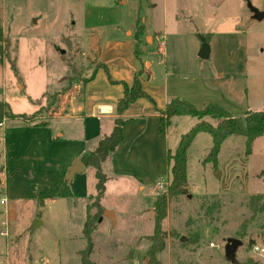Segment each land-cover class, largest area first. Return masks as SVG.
Wrapping results in <instances>:
<instances>
[{
  "label": "rangeland",
  "instance_id": "obj_1",
  "mask_svg": "<svg viewBox=\"0 0 264 264\" xmlns=\"http://www.w3.org/2000/svg\"><path fill=\"white\" fill-rule=\"evenodd\" d=\"M124 1L0 0V101L15 114L32 113L43 104V95L61 89L69 81L73 85L88 77L97 65V58L90 49L86 29L98 20H120L122 29L128 30L148 26L152 32L163 34V46L158 47L155 42L149 49L158 60H165L159 54L163 51L167 61L180 57L203 62L196 57L202 38L198 35L199 28L215 34L213 46L217 51L246 50L249 62L252 56H257L255 62L260 68L263 65L259 58L264 53V21L250 27V21L242 18L240 11L250 14L247 1L264 11V0ZM175 16L191 25L189 30H195L192 35H182L177 43L175 36L162 29V21L167 19L170 26ZM10 65L16 68V74ZM172 120L170 125L178 126L181 134L188 131ZM183 120L216 124L209 117L186 116ZM174 132L172 129L169 133L172 153L178 146L174 149ZM208 140L206 133L200 134L188 154L187 193L171 198L167 204L162 223L164 248L157 258L161 264H264V253L253 252L255 246L264 249V212L252 217L249 206L253 196L260 197L259 206L264 205V195H260L264 194V171L259 172L264 159V135L253 141L249 157L244 153L245 139L231 136L222 144L215 167L204 162L210 149ZM4 173V157L0 152V199ZM167 191L168 184L158 193ZM114 201L110 198V205ZM5 208L0 205V232H7L6 236L0 235V264L74 263L67 240L78 231L48 223L34 228L31 220L35 207L31 201L17 205L12 220L6 224ZM93 212L92 208L90 213ZM152 227V219L144 220L140 231L150 234L131 248L127 245L133 230L127 231L121 225L114 227L106 221L93 235V259L97 264H133L125 259L115 260V252L124 251L131 260L137 256L135 264H148L146 256V262L139 260V256L143 251L146 255L151 244ZM17 232L20 239L16 241L20 242L15 247L10 240ZM229 238L242 242L232 261L224 255ZM211 243L218 248L210 247Z\"/></svg>",
  "mask_w": 264,
  "mask_h": 264
},
{
  "label": "crops",
  "instance_id": "obj_2",
  "mask_svg": "<svg viewBox=\"0 0 264 264\" xmlns=\"http://www.w3.org/2000/svg\"><path fill=\"white\" fill-rule=\"evenodd\" d=\"M240 13L242 18L245 16L244 19L250 21V27L264 21H255L251 14ZM172 21L169 26L168 20L164 19L162 29L175 36L176 43L182 39V35L194 34L195 30H189L191 25L185 24L178 16ZM190 21L194 22L193 19ZM120 23V20H98L86 29L89 31L86 36L90 49L97 58L91 78L71 85L45 111L46 95L54 94L60 88L43 95V104L34 112L25 114L31 115L41 110L35 121L21 118L0 121V152L4 157L5 171L1 196L5 202L0 205L6 206L5 222L10 223L17 205L31 201L35 207L31 220L34 228L48 223L78 231L67 240L73 264H81V252L86 247L82 230L87 205L95 195L93 170L82 165L84 170L71 178V197L46 199L42 205L36 199L44 188L65 177L68 168L80 161L82 156L92 152L102 137L110 134L114 119L118 116L114 106L123 97L125 86L132 87L140 69L141 89L148 98L136 99L119 115L124 120L122 140L101 163L106 182L99 205L103 213H110V217L102 213L101 221L97 222L91 233L92 251L88 260L92 264H97L93 259V235L106 221L114 227L121 225L127 231L133 230L127 247L132 248L150 234L140 231V227L144 220L153 221V206L159 194L156 183L163 181V178L168 181L170 177L167 155L173 151L169 148V133L175 130L174 149L182 135L174 124L160 132L161 118H164L160 113L170 99H183L197 110L209 104H217L236 114L245 110H264V53L259 58L263 63L261 69L255 62L257 56H252L249 62L246 50L244 53L241 49L231 48L217 51L213 46L215 34L197 28L199 34L209 35L206 60L196 56L203 61L198 63L193 58L191 62L172 56L173 59L167 61L166 52L163 51L159 54L164 55L165 60H158L149 49L155 42L159 47L158 37L163 34L154 33L148 26L145 28L142 25L143 33L137 46L139 56L136 57V30L132 27L131 30L122 29ZM184 118L175 117L172 121L189 130L194 123L185 122ZM200 134L194 137L186 151V179L188 154ZM207 143L211 146V137ZM261 171H264V159ZM112 197L115 201L110 205ZM17 234L14 233L10 240L15 247L20 242L16 241L20 239ZM143 252L139 260L146 262ZM115 254L117 262L125 259L135 264L137 261V256L132 260L126 258L124 251H116Z\"/></svg>",
  "mask_w": 264,
  "mask_h": 264
},
{
  "label": "trees",
  "instance_id": "obj_3",
  "mask_svg": "<svg viewBox=\"0 0 264 264\" xmlns=\"http://www.w3.org/2000/svg\"><path fill=\"white\" fill-rule=\"evenodd\" d=\"M143 33V27L138 26L135 34L136 38V57L139 56L137 46L139 43V36ZM199 37L209 39V35L198 34ZM1 39V30H0ZM1 55V54H0ZM13 72L16 74V68L10 65ZM93 72L89 77L81 81H86L91 78ZM141 69L134 77L133 85L131 88H124L123 97L115 104V112L118 115L114 119L112 131L108 136L102 137L95 149L88 155H84L80 159V163L90 168L94 172L96 180L95 195L92 201L86 208V220L83 226L82 235L86 240V247L81 252V264H92L88 260V256L92 251L91 233L96 228L98 219L102 216L103 210L99 205L100 198L105 189L106 177L101 170V163L106 157L112 153L122 140V125L124 120L119 115L126 109V107L138 98H148V96L141 89ZM72 81L62 87L58 92L46 96V106L43 108L45 111L50 105L57 101V96L64 93L71 85ZM43 111V112H44ZM40 113L41 110L39 111ZM31 115L12 113L10 107L0 101V121L3 119L21 118L23 120L35 121L40 113ZM161 118L160 132H163L170 121L175 117H209L216 121L215 125L208 122H200L194 124L186 133L179 137V143L174 153L167 155L168 170L170 180L168 183V191L158 194L153 206V231L151 235V244L146 251L148 264H161L157 255L164 248V232L162 229L163 220L166 217V209L169 200L178 195L186 192V151L198 133H207L211 137V146L207 156L204 159L205 163H211L214 167L217 164V157L222 143L231 136H241L245 139V155L251 154L252 143L255 139L264 135V110L250 111L245 110L241 113H230L217 104H209L201 110L195 109L191 104L180 98H173L168 101L165 109L160 113ZM71 197L70 182L65 177L60 178L53 185L44 188L37 197V202L42 205L43 201L52 198H67ZM260 197L253 196L249 200V206L252 210V217L258 213L264 212V205L259 206ZM94 212L91 214V209Z\"/></svg>",
  "mask_w": 264,
  "mask_h": 264
},
{
  "label": "water",
  "instance_id": "obj_4",
  "mask_svg": "<svg viewBox=\"0 0 264 264\" xmlns=\"http://www.w3.org/2000/svg\"><path fill=\"white\" fill-rule=\"evenodd\" d=\"M246 8L249 11V13L251 14V18L255 21H262L264 19V11H260L258 9H256L255 7H253L251 5V3L249 1H247L246 3ZM201 45H200V49L198 51V58L202 59V60H206L208 58L209 55V45L206 42L205 38H201L200 39ZM84 170V167L82 166V164L80 163V161H77L73 166H71L70 168H68L67 173L65 175V179L67 181L70 182L71 178L77 174V173H81ZM103 215L105 216H109L110 217V213L108 212H104ZM102 219V216L98 219V222H100ZM181 240L183 241L184 238L182 237ZM242 244V242L240 240L234 239V238H229L227 240L226 245L224 246V255L226 258H228L230 261H232L234 259V254L236 251V248L238 246H240Z\"/></svg>",
  "mask_w": 264,
  "mask_h": 264
},
{
  "label": "built area",
  "instance_id": "obj_5",
  "mask_svg": "<svg viewBox=\"0 0 264 264\" xmlns=\"http://www.w3.org/2000/svg\"><path fill=\"white\" fill-rule=\"evenodd\" d=\"M158 40H160V42H158L159 47H162V46H163V43H162L163 35H160V36L158 37ZM1 125H2V124L0 123V126H1ZM167 184H168V181H159V182L156 183V189L159 190V191H163V190H165ZM4 202H5L4 199H0V204H3ZM0 235H1V236H6L7 233H6V232H0ZM209 246H210V247H214V248H218V246H216V245H214V244H212V243H211ZM253 252L262 255V254L264 253V249L261 248V247H259V246H255V247L253 248Z\"/></svg>",
  "mask_w": 264,
  "mask_h": 264
}]
</instances>
